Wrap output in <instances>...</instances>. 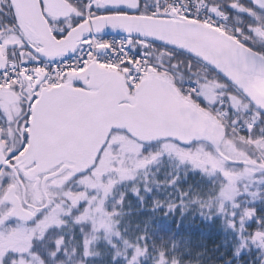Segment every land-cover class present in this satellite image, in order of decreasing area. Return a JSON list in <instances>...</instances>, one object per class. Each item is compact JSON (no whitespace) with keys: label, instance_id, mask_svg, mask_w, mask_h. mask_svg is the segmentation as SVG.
Segmentation results:
<instances>
[{"label":"snow or ice","instance_id":"snow-or-ice-1","mask_svg":"<svg viewBox=\"0 0 264 264\" xmlns=\"http://www.w3.org/2000/svg\"><path fill=\"white\" fill-rule=\"evenodd\" d=\"M40 6L45 7L44 0ZM45 18L50 25L63 24L52 29L57 47L64 49L58 54L49 55L41 41L25 33L19 0H0V188L13 179L26 181L24 172L39 162L24 160L47 130L72 128L90 112L132 118L149 107L156 83L220 118L225 138L240 137L249 148L264 143V103L248 91L251 80L264 79V0H66L65 15L45 13ZM181 35L224 42L227 64L222 67L176 42ZM73 36L75 43L66 47L62 42ZM198 67L212 75H199ZM181 73L186 78L178 79ZM209 80L217 85L211 101L202 93ZM237 101L247 105V118L239 115ZM115 132L127 129L113 126L105 147ZM138 142L136 175L112 189L108 211L118 220L115 235L107 234L103 224L74 220L88 204L79 201L59 227L33 235L26 250L0 253V264H264V160L254 151L246 152L248 160H227V166L251 168L261 177L254 185L238 181L241 191L227 200L218 195L216 177L182 163L167 148L171 143L193 149L201 138ZM206 150H212L211 143ZM215 151L222 149L217 145ZM43 214L37 212L28 224ZM17 224V217H9L0 231ZM90 232L101 239H90ZM101 245L104 251H95Z\"/></svg>","mask_w":264,"mask_h":264},{"label":"water","instance_id":"water-1","mask_svg":"<svg viewBox=\"0 0 264 264\" xmlns=\"http://www.w3.org/2000/svg\"><path fill=\"white\" fill-rule=\"evenodd\" d=\"M44 1L50 14H54V12L60 15L66 14V0ZM19 5L25 33L31 39L41 41L42 50L47 51L49 55L63 51V48L57 47V42L52 37L51 28L40 6V0H19ZM150 30L167 31L161 28ZM75 39L76 37L73 36L71 41L62 43L66 47H70L75 43ZM176 42L192 46L193 50L206 55L214 63H220L222 67L227 64V46L222 41L181 35ZM108 71L115 73L113 70L108 69ZM232 75L234 78H238L236 73L233 72ZM120 83L122 84V78ZM248 91L258 102L264 103V79L251 80L248 84ZM113 126L118 129H127L125 134L136 142L163 136H174L180 139L199 137L201 143H211L214 152L225 162L229 159L221 152L215 151L216 146H221L225 138L224 130L220 124L211 120L184 98L165 93L156 83L150 93L149 107L132 118L122 112L107 118H101L95 112H90L84 121L72 128L62 131L47 130L39 139L38 149L24 160L25 164L30 163L32 159L39 162L37 167L30 168L25 173L26 181L32 182L35 176L45 174L63 164L55 173L44 178L41 184V190L44 192V183L59 177L58 175L62 172H69L67 180L76 173L86 174L94 168L101 149L105 147L109 130ZM25 151L27 152V149ZM18 182L22 187L24 201L25 190L19 179ZM2 201L11 203V209L7 214L8 218L17 217L18 221L24 223L33 219L34 214L22 208L15 195L14 187L6 190ZM48 205L49 199L45 197V204L41 210L46 209Z\"/></svg>","mask_w":264,"mask_h":264},{"label":"rangeland","instance_id":"rangeland-1","mask_svg":"<svg viewBox=\"0 0 264 264\" xmlns=\"http://www.w3.org/2000/svg\"><path fill=\"white\" fill-rule=\"evenodd\" d=\"M216 87L217 85L213 81L207 86H202V93L210 101L214 100L216 98ZM236 103L240 108V113H245L246 110L243 108L244 104H240L238 101ZM247 115L248 114H246V118ZM217 119L219 121L221 120L220 118ZM114 144H117L119 147L113 149L112 146ZM260 147L261 148L257 145L256 148L258 154L260 156L262 155L264 159V144ZM167 148L175 157L180 158L182 163L186 161L193 167L199 168L207 175H212L213 177L221 175L224 177L226 186L222 193L228 194V197L229 194L235 192L234 189H236V183L240 181V177L248 173L250 174L251 172L247 169L237 170L231 167H225L223 162L206 150L202 143L188 150L182 149L171 143L168 144ZM225 148H227V145ZM139 150V143L125 133L118 132L114 134L100 155L95 168L85 176L75 180L71 188L65 190L66 192L63 200L55 202L56 199L53 201L51 199V204L43 211V216L36 224L25 225L18 223L15 227L9 226L0 231V253H3L9 248L26 250V246L31 242L33 235L38 237L45 230L54 225L59 227L64 222L63 217L71 207L83 200H87L88 204L80 210L85 212L89 221H92L91 223L97 227H100L102 224L105 225V232L109 235H115L117 231L116 222L112 219V214L108 211V209L113 208L112 189L119 181L131 179L136 175V170L141 164ZM236 150L238 152L227 153V157L233 160H248L247 156L244 154V152L246 153L248 151L244 144L237 145ZM231 185L233 188L232 190ZM4 188H0V196ZM58 188H61L60 183L57 184L56 189ZM93 192L95 194H90ZM67 200H71L72 204L66 205ZM1 203L0 200V225L8 219L7 209L6 207L4 208ZM91 238L100 239L96 233H91ZM121 246V253H123L125 248L123 244H121ZM32 264H39V260H33Z\"/></svg>","mask_w":264,"mask_h":264},{"label":"trees","instance_id":"trees-1","mask_svg":"<svg viewBox=\"0 0 264 264\" xmlns=\"http://www.w3.org/2000/svg\"><path fill=\"white\" fill-rule=\"evenodd\" d=\"M45 2V1H44ZM43 13H44V15H45V13L48 15V16H51V17H53V18H58V17H60V16H63V15H60V14H58V13H56V12H54V14H50L49 13V10H48V8H47V6H46V3H45V7L43 8ZM51 26V29H53L54 27L55 28H62L63 27V24H60V25H50ZM153 55L154 56H156V55H158V52H154L153 53ZM165 59H167V57H165ZM197 71H198V74L199 75H201V76H211L212 74L211 73H209V72H207V70L206 69H204L203 67H198V69H197ZM184 78H186V74H183V73H181V75L178 77V79H184ZM214 80H209V82L207 83V84H205V85H203V86H207V85H209L211 82H213ZM215 93H216V91H215ZM217 96V93H216V95H215V97ZM190 101V100H189ZM213 107H215V105H213ZM245 110H246V108H247V105L246 104H244V107H243ZM246 114H247V112H245V113H239V115H241L242 117H244V118H246ZM118 132H115V133H113L112 134V136L114 135V134H117ZM112 139V138H111ZM227 144H229V145H234L235 147L237 146V145H243L244 144V146L247 148V150L248 151H254L255 153H256V156L257 157H259L258 155V150H257V148H249V146H248V144H246V143H241L240 142V139L239 138H237V137H232V138H225L224 139V141H223V144H222V146H221V149H222V152L224 153V151H227V148H225V146L227 145ZM263 144L264 143H260V144H258V146H259V148H261L260 146H263ZM203 146H204V148L205 149H207V147H208V144H202ZM176 146H178V145H176ZM233 146V147H234ZM236 149V148H235ZM210 153H212L213 155H215L217 158H219L222 162H223V164H224V166L225 167H227V168H229V166H227V164H226V162L224 161V160H222L219 156H217V154L214 152V150L212 149V150H208ZM237 152V151H236ZM262 152H263V150H262ZM261 152V153H262ZM244 154L246 155V153L244 152ZM175 161H173V163H174ZM220 169V168H219ZM240 169H248V170H250L251 172H250V174L248 173L247 175H245V176H241L240 177V179L239 180H244V181H246V182H248L249 184H253L254 185V181H256L257 179H260L261 177H256V176H253L252 175V172H253V170L251 169V168H239V169H237V170H240ZM205 176H207V177H213L212 175H207L206 173H203ZM220 177H221V175H218V176H216V179H217V181H219V192H218V195L219 196H221V197H223L224 199H227V200H230L232 197H234L235 195H237V193L239 192V191H241V189L238 187V182L236 183V189H234L235 190V192L233 193V194H229V197H228V194H226V193H222V191H223V189H224V187L226 186L225 185V179L224 180H221L220 179ZM80 178V177H79ZM78 178V179H79ZM75 182V180H73V179H71L66 185H65V189L64 190H62L59 194H54L53 196H54V199H56V201L55 202H58V201H61V200H63V197H64V195H65V190H68L69 188H71V186H72V184ZM262 186H264V185H262ZM68 188V189H67ZM233 188H232V185H231V190H232ZM256 190V188H255V186H253L252 188H251V191H255ZM112 201V200H111ZM215 206V205H214ZM74 207V206H73ZM72 208V207H71ZM73 219L74 220H83V221H86V222H90L89 221V219H88V217L86 216V214H85V212L83 211V210H80V214L78 215V216H73ZM114 221L116 222V225H117V223H118V220H115L114 219ZM65 222V221H64ZM63 222V223H64ZM92 222V221H91ZM90 222V223H91ZM69 228H71V225H69ZM67 230V229H66ZM116 230H117V228H116ZM89 238L91 239V232L89 233ZM52 239H55V234H53L52 235ZM101 239V238H100ZM214 241H212L211 239H209V242H208V247H209V249H211V244L213 243ZM122 246H120V248H119V251H121L122 252ZM95 251H100L101 253L104 251V249H103V245H101L99 248H97V249H95ZM96 264H102V262H100V261H97L96 262Z\"/></svg>","mask_w":264,"mask_h":264},{"label":"flooded vegetation","instance_id":"flooded-vegetation-1","mask_svg":"<svg viewBox=\"0 0 264 264\" xmlns=\"http://www.w3.org/2000/svg\"><path fill=\"white\" fill-rule=\"evenodd\" d=\"M228 149L231 152H235V150L230 146H228ZM61 165H63V164H61ZM60 166L55 168V169L48 171L45 174H41L40 176H35L34 180L32 182H27V181L21 182L19 180L21 182L24 190H25L24 201L22 199V187L19 184L18 179H13L11 181L12 184L10 182L5 187H7V189L10 187H14L15 195L18 197L22 208L29 210L30 212H32L34 214L33 216H35V214L37 212H40V210L44 206L45 197H47V199H49V196L53 197L54 194H59L62 190H64L66 188V187H64V188L56 189L58 183H61V181L62 182L67 181L68 176H69V172H62L60 175H58L59 177L46 181V183H44V192L41 190V184H42V181L44 180V178L50 176L52 173H55L60 168ZM27 171H29V169ZM26 172H24V175ZM25 204H27V207L24 206ZM7 209H8L7 210V214H8L11 207H8ZM36 209H37V211H36Z\"/></svg>","mask_w":264,"mask_h":264},{"label":"built area","instance_id":"built-area-1","mask_svg":"<svg viewBox=\"0 0 264 264\" xmlns=\"http://www.w3.org/2000/svg\"><path fill=\"white\" fill-rule=\"evenodd\" d=\"M110 68H114V67H110ZM116 69V68H115Z\"/></svg>","mask_w":264,"mask_h":264}]
</instances>
